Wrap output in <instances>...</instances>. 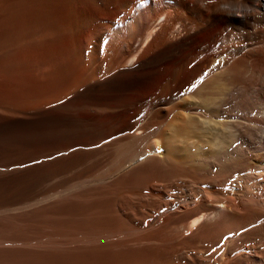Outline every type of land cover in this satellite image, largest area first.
<instances>
[{
  "label": "bare ground",
  "instance_id": "1",
  "mask_svg": "<svg viewBox=\"0 0 264 264\" xmlns=\"http://www.w3.org/2000/svg\"><path fill=\"white\" fill-rule=\"evenodd\" d=\"M0 162V264H264V0H0Z\"/></svg>",
  "mask_w": 264,
  "mask_h": 264
},
{
  "label": "rangeland",
  "instance_id": "2",
  "mask_svg": "<svg viewBox=\"0 0 264 264\" xmlns=\"http://www.w3.org/2000/svg\"><path fill=\"white\" fill-rule=\"evenodd\" d=\"M164 6H166V5H164ZM116 15H118V14H114V16H116ZM109 19H110V17H109ZM154 92H156V91H154ZM26 141H27V144H31L35 148L34 152H36V153L41 151L42 146L43 147L49 146L47 144H43L42 145V143H40V139L39 138H33V137L29 138V140H20L19 142L21 143L22 146H25L26 145ZM41 162H42V160H37L35 162H32V164L30 163L29 165H37V164H41ZM0 165H3V163L0 162ZM0 171H4L5 172L6 170L5 169H0ZM73 247H74V245H73Z\"/></svg>",
  "mask_w": 264,
  "mask_h": 264
},
{
  "label": "snow or ice",
  "instance_id": "3",
  "mask_svg": "<svg viewBox=\"0 0 264 264\" xmlns=\"http://www.w3.org/2000/svg\"><path fill=\"white\" fill-rule=\"evenodd\" d=\"M143 2H146V0H142V3H143Z\"/></svg>",
  "mask_w": 264,
  "mask_h": 264
}]
</instances>
